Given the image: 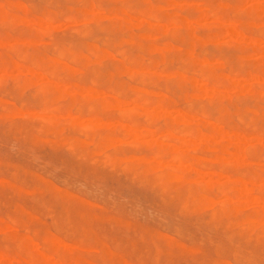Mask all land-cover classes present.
<instances>
[{
  "label": "rangeland",
  "instance_id": "374dc122",
  "mask_svg": "<svg viewBox=\"0 0 264 264\" xmlns=\"http://www.w3.org/2000/svg\"><path fill=\"white\" fill-rule=\"evenodd\" d=\"M144 1L143 0H83V1L82 0H0V32H2L3 35H5L2 38L0 37V54H1L0 56H3V57L7 56V59L9 60L14 55L15 57L13 56L11 59L14 60V58L15 59L18 58L16 62H18L19 64L25 58L24 55L27 52H30V54L27 53L28 56H26L28 59H29V56L31 57L30 59L33 58V60H36L37 58L38 62H40L39 60L43 59L41 60L42 62H40V65L38 64L41 68L35 67L37 63L34 61L36 65H33L32 64L33 62L31 63V61L33 60L31 61L29 60L30 61L29 62L27 58H25L23 61L25 62L26 60V63L23 64L22 62L21 64L23 66L18 67L19 69H17L16 67L15 68L13 67V69L12 68L7 69L3 66H0V80H1L0 81L1 82L0 83V93H1L0 94V100H1L0 107L5 109V110L3 109L0 110V116L2 115L0 117V178H1L0 179V219L1 220L3 219V221L0 220V248H1L0 251H2V253L4 254V257L0 254V264H19V263L20 264H27V263L28 264H74V263L86 264L87 261H88L87 264H94V263L112 264L111 259L115 260L114 264H125V263L129 264V262H131V264H145V263L146 264H149V263L151 264H164L165 263L166 264V262L167 264H203V263L204 264H223L224 260L222 259H225V260L227 259L226 262L224 261L225 262L224 264H227V261L229 260H230L228 262L229 264L230 263L231 264H253L254 260L256 259L257 260L255 262L257 264L258 263L264 264V257H263L264 256V235H261L264 233L262 231L261 225H259V227L258 225H255V226L252 225L250 227L247 225L250 229L243 230L245 229L244 227L245 225L240 220L245 216V212L248 213V212L255 210L253 206L254 204L253 205L250 203L240 204L238 202L240 201V198L238 197H234L231 199H224L221 195L217 194L216 196V193H219V192L216 188H213L211 190L212 193L211 192L206 193L208 201L205 207L204 205L198 206L195 204L191 196H188L187 194L185 195L186 190L184 189L183 191V189H181L182 185L183 187H185V183H180V182L175 183V179L173 178H168L170 182L161 181L160 183H158L160 180L157 179L153 175L154 173L156 174V172L160 170L161 165H165L160 160H158L157 162L155 161L156 160L155 157L153 156L150 157V159L154 161L153 162L154 171H155L154 172L152 170H146L144 168L143 163L133 162L134 164H132L129 161H124V160L122 161L119 158L121 157V155L122 156L129 155L131 153L138 154V155L143 154V153L145 155L151 154L152 149L151 150L149 149L152 148L151 147L152 145L156 147H159L161 145L160 143L155 142V139H161L162 135L169 132V131L168 132L161 131V133L159 132L154 133L156 135H153V134L150 135V133L147 132L146 129L143 128L144 124L146 125L147 122H146V118L142 117L144 116L143 114H141L142 112L143 113L147 112L151 114L153 110L155 109L154 111H157V113L160 115L166 116L171 120L173 119V121L175 120V122L184 123V121L186 120L184 118L183 113L188 112L187 114H189V113L195 112L196 111L195 109H197L199 116L196 111L195 112L196 115L193 118L192 122L196 123L199 121L200 126H202V129H204L203 126L205 125L204 123H203L204 125H202V122L204 120L210 121L211 118H212L211 121L218 120V122L213 121V124L210 126L209 125L207 126L206 124L205 125L206 128L204 129L205 131H207L208 129L210 131V130L216 129L220 125L224 126V124L226 125L227 123H229L233 128H231L230 126L229 128L228 125H226L227 127L225 126L224 128H227L228 130H231V129L237 130L240 133L243 132V134H245L244 139L243 138H242L243 140L241 139L242 143H240V145H243L242 147L245 146L244 148L246 149L255 144L257 147L256 150L260 151V154H258L259 152L256 151V153L253 155V157L257 158V159L254 158L255 161L254 159H251L253 158L252 156L251 158L250 156L248 157V160L250 161V163L247 159L241 158L237 160L238 162H240V165L242 166L241 167L237 166V168L229 167V170H228L229 173L233 171L234 172L231 173L233 175H236L239 172L249 173V167L250 168L251 166L258 167L255 164L258 165L260 163L263 165L261 167L259 166V168L261 169L260 173L263 174V177H264V170H262L264 168V157L262 156L264 154V143L262 144L261 141L253 138L254 137L253 135L256 134V131L257 133L259 131V134H264V131H263L264 130L263 129L264 128L263 126L264 125L263 124L264 123L263 107L264 106L262 105L264 103V87H263L264 75L263 77L261 76L262 78H260L263 83L262 87L260 88H258L260 84L257 83V81L253 83V79H250V78L243 79L241 77L244 75V72L246 70H247L246 72L250 71L252 73L259 72L260 69L256 67L261 66L260 64L261 59H263L264 61V16L253 15L251 12H249L250 10L262 5V1L261 0H242L240 2V0L238 1L237 0H202L201 2V0L200 1L199 0L198 1L197 0H174L175 2H173V0H149V3H148V0H144ZM150 1L153 3L151 4ZM149 4L152 6L151 8L154 9L153 13L155 14L156 11L157 13L154 16L152 15L151 17H149V20L148 18H146L147 20L146 19L145 20L147 21V23L148 22L150 23V26H149V23L148 24L146 23L148 26L146 25L144 26L145 15H143L142 13H144L146 9L145 6L147 8L150 7ZM154 4H156V7ZM218 4L219 6L223 5L222 6L223 8L220 6L221 9H219L220 7L218 6ZM230 6L232 7L230 8ZM228 8H230V10ZM232 8H233V11H232L233 15L231 13ZM50 9L51 11L54 10L53 12L55 11L56 12L51 13ZM74 9L77 10V12L76 11L73 12ZM142 9H143V12H141ZM208 11H210L209 13L211 14H207ZM214 11H217L219 16H214L213 15ZM46 12L47 13L50 12L51 14H54V16L48 17L46 15ZM172 12L175 14H173ZM159 13H161V15H159ZM200 13H202L203 16ZM65 14L66 16L74 15V17L71 18V16H69L68 18H66ZM166 15H170L172 19L174 18L172 16H177L178 18L185 17V25L183 24L179 25L177 22L173 21L172 19L168 20V17ZM156 16L157 17L160 16L158 18L161 19V21L159 19H156L157 18ZM221 16L224 19H222ZM54 17L58 19L55 20ZM130 17H132L131 20L129 19ZM166 17L167 19L165 20ZM230 18L233 19V21H231ZM240 21H242V23ZM230 22L237 23L238 28L243 33H245V37H239L237 35L236 36L229 35L228 33L225 34V32L220 31L221 27L223 30H225L224 29L225 25L232 26ZM152 25L160 26V28L159 26L158 27L156 26L157 31L155 30V34H154V29H152L153 27ZM220 25H223V26H220ZM114 26H118V27L114 28ZM178 26L179 28H177ZM111 27H112V30H111ZM156 27L154 28L156 29ZM213 27H215L217 31ZM86 28L87 30H89L88 32L86 31ZM158 28L160 29V31L158 30ZM75 30L76 31L78 30V32H76ZM166 31H172V32L171 33L169 32L168 34V32ZM173 31L175 32V35H173L174 38L172 36V34L174 33ZM177 31H179L178 32L179 34H177ZM176 34L179 35L180 39L182 37V40L177 38L178 36ZM188 34L190 36L189 38L186 37L188 36ZM191 34H194L196 36L191 35ZM184 36L186 38H183ZM255 37L261 38V39L255 41L253 40V38ZM167 38L168 39L170 38V39L168 40ZM117 39L119 40L120 45L117 43L118 42ZM55 40H56V43L59 42V45L58 43L57 44L55 43ZM93 43L96 44L100 48V51L101 50L103 51V53L101 51L100 55H96L90 49H89L90 53H88V51L86 52L88 48V44L90 45ZM60 44H62L66 48V51L70 50V51L75 52V54H78V55L80 53L87 54L89 56V59H82V57H79L78 55L75 57H72V54L71 56L67 55L64 52L65 48L64 50L59 49ZM164 44H167V46L165 47ZM168 44H170L169 47H168ZM62 45L61 47L63 48ZM231 45H233V47ZM18 46L22 48L23 50L22 49L20 50ZM81 47L83 50L81 49ZM73 48L75 51L73 50ZM121 49H123V51ZM14 50L17 51L18 55L22 52V55L24 56V58L22 55H20L21 57L19 56L20 57L19 58L18 55L16 54V51L14 52L16 55L13 54L12 51ZM34 50L35 51L37 50L36 52H39V53L35 55L36 52H34ZM45 51L46 53H44ZM120 51H122L121 53L123 54H121ZM64 53H65L64 57H60V56H63L62 54ZM187 53L188 54L191 53V55L188 56ZM7 54L8 55L10 54V55L8 56ZM68 54H69V51H68ZM125 55H127L126 58H125ZM47 57L49 58L47 60H44ZM68 57L72 59L70 58L68 59ZM73 59L75 60L72 61ZM48 62H49V65H52V66L54 65L55 67L56 71H54L53 76L52 75L49 76L51 73L48 72L50 69V67L48 66ZM63 62H65L66 64L63 65L64 64ZM87 63L88 64L90 63V64L88 65ZM26 64L28 66H33V68L35 67V70L41 74L38 76H35L34 78H31L32 75L25 68ZM225 64L226 66H224ZM258 64H260V66ZM69 65L70 66L73 65V67L71 66V68L73 69L75 68L76 71L73 69L68 70L69 68L67 69V67H70ZM59 67H61L62 70ZM242 67L243 68L246 67L245 68L246 70L245 69L242 70L241 69ZM211 69H214L215 72L219 71L217 72L218 74L221 73L219 74L220 77L218 76L219 78L217 79L221 80V83L223 84L224 88L220 89L217 85H210V84H206L203 82L205 81L203 80V77H204L203 75H205L206 72ZM59 70L61 71L58 74ZM82 70L83 71L85 70V72L83 73ZM74 71L75 73L78 72V74L77 73L76 74L77 76H79V78L76 76H73V75H76ZM234 71L236 72L239 71L241 74L239 72L236 73ZM88 73L90 76L88 75ZM116 73L117 74L119 73V74L116 75ZM63 74H65L66 76H64ZM137 74H140V75L138 76ZM246 74L247 73H245V75ZM69 75L73 77H70ZM44 76L51 78V80L54 79L55 82L52 83L51 80L46 79ZM68 76L70 79L67 80L66 78L65 80L64 77H68ZM192 77L196 78L193 84L191 82ZM18 78L28 80V84L25 83L26 85H28V87L22 83V87L19 88V89L23 88L24 91L25 90L27 91L24 92L23 90H19L18 83H16V85L18 84L17 87L16 85H14L15 82L14 84H12L13 80L18 79ZM90 79H92L91 83H93L94 85L91 83H87V81L89 82ZM94 79L96 80L94 81ZM97 79L99 81L98 84L96 82ZM113 79L115 82L112 81ZM214 79L215 78H213V80L211 79V82L216 81ZM6 80H7V83H5ZM78 81L81 85H85V86L87 85L95 86L96 85L95 87L99 88L98 96L95 98H90V97L88 98L86 95V92L82 91V89L74 90L73 84L77 83ZM110 81L111 83H109ZM112 82L113 84L114 83L115 84L113 85ZM1 84L5 85L4 88H2L3 86ZM111 84L113 85V87ZM231 84H235V86H237L238 88L233 87ZM257 84H259L258 87L256 86ZM12 85H14V87ZM218 85H221V84H218ZM136 86L142 87L146 90L144 96H145V99L147 100L145 101L147 104H145L144 106L141 105L140 110H138V112H141V113H136L137 116L136 115L134 116V120L136 118V121H138V123L140 124L139 126H141V124L142 126L137 128L138 132L141 135L138 138H133L130 135L132 132L128 126L123 124V126L120 128L119 126H117L115 121H113L114 118L118 120L119 119L118 117L120 116L118 114V111L114 108H110L108 104L110 102H112L113 105L116 104L117 102L115 101V98L113 97L114 95H118L121 99L126 100L125 105H123L124 103H121L120 105V102H121L120 101L117 104V106H119L118 108L122 110L124 109L123 111L126 110L127 112L130 110H134L137 106L131 102L130 103L128 102L131 101L132 98L135 96L134 87ZM13 88H16L15 89L16 91ZM17 89L19 90V94L23 92L22 93L23 95L21 97L20 95L17 94L18 93ZM61 89L63 91H61V94H60L59 91ZM41 91L52 92L53 94L47 93L48 95L47 94L46 95L49 98L55 97L56 99H54V102L58 101V103L55 105L59 106V109L63 108L59 110L60 112L57 111L58 114L55 113V115L57 114L56 121H58V123L56 124L57 125L56 129L59 130V131L56 130L55 133H54V130L50 128L51 126L44 124V122L42 121V119H46L47 117L50 116V114L52 113L51 110L48 108H44V110L42 109L40 112H36L37 110L41 109V102L38 100L40 97L39 96L40 94H42L40 98H42V96L44 95L43 93H41ZM251 91H253L254 93ZM32 93H36V95L38 93L40 94H38V96L33 94L32 96ZM210 93L216 94L219 96V98L217 97L213 98L215 106H213V102H212L213 100L209 96ZM160 95L164 97L166 101H167L166 98L172 95V97H169V99L173 97L175 99L173 98V100H171L173 102L171 103L168 101L170 105L174 103V100L179 99L180 96H181L180 97L181 102H177L178 100H176L175 102L176 105L175 103L173 104L175 105L176 108L173 107V105H171L172 108L170 106L168 107H161L158 105L153 106L152 97L154 98L153 101L155 103L157 102V98ZM186 95H187V98L185 97ZM182 96L184 98H182ZM110 97H111V100H108L110 99ZM192 97H194V100ZM70 98L72 99V102ZM23 99L25 102L22 101ZM60 99H62L64 103ZM183 99H184V102L182 101ZM216 99H218V101ZM78 100H80V102L85 100V102H83L84 104L88 102V105L86 106L87 107L86 110H88L89 108L90 109L93 108V110L95 111L100 109L99 112H97L98 115H100V117H103L105 115L106 116L101 118L100 123L97 120L87 119L88 117L87 118L83 117L77 120V123L75 124L76 126H72L74 125L73 123L70 124V122L68 123L65 122V120L67 121L68 118L71 117V115L80 114L79 113L80 111L78 112L77 109L82 110V108L85 106L84 104L80 105L79 104L80 102H78ZM19 101L23 102V103L22 102L20 103L23 106V109H21L22 106L21 107L19 106L20 105ZM76 101L78 102L77 104H76ZM187 101L188 102L190 101L189 102L190 104ZM216 101H217V104H215ZM219 101L221 104L223 103V105H220ZM12 102H14L15 104H13ZM69 102L71 103L69 106L71 107L70 110L66 109L65 107L67 104L69 105ZM168 102H166V105L168 104ZM195 102L197 103V105H199L200 108H198ZM202 102L204 103V105L202 104ZM39 103L40 105H36ZM231 103L233 105L234 103L236 104L235 109L234 108L232 109L233 105ZM6 104H11V105H9L8 108H4L5 106H7ZM62 104L63 105L66 104V105L64 107L61 106L60 108V105ZM255 104L261 105L259 107V114L262 115V117L258 115V111L256 112V110H258L257 108L258 105L256 106ZM109 105H111V103ZM133 105H135L136 107L133 108L134 107ZM190 105L192 108L190 107ZM219 105L220 107L224 106L225 108L222 107L221 109ZM74 106L75 108L78 107L76 109L77 112L74 111L75 110L73 108ZM203 106H206V107H204L205 110H203L202 112L201 110L203 109ZM210 106H213V108ZM226 106L228 107L230 106V107L228 108ZM248 106H251V107L249 108ZM19 107H20V110H16ZM177 107H179L180 112L175 111ZM239 107H243V110L245 109V112L246 111L248 112L244 113V111H241L242 109L240 108L241 109L240 110ZM182 108L184 110L185 109L187 110L184 111L182 110ZM209 108L211 109V111H209L210 110ZM223 108L226 111L229 110L228 112L230 113H227V112L224 113ZM246 108L248 109L246 110ZM6 109H9L11 111L9 110L7 111ZM71 110L73 111L71 112ZM84 110H85V107H84ZM207 110L209 112H207ZM218 110L219 111L221 110V111L218 113ZM2 111L3 113L1 114ZM95 111H93L92 113H94ZM104 111L105 112L107 111V113L114 112L116 116H112L113 114L112 115L110 114L109 116V114H105ZM204 111H206V114L204 113ZM222 111L224 114L221 113ZM240 111L243 115L246 116V117L244 116L246 120H243V118H240V115H242V114L239 115L238 112ZM250 111H254V114L256 115L257 118H253L254 116L250 118V115L251 116L253 115V113L251 114ZM89 112L87 114L91 113ZM201 112H202V115L200 114ZM81 113L82 114L80 115H83V116L85 115V117L88 116L85 112H81ZM207 114L209 115V117L211 116V118L206 117ZM214 114L217 115L216 116L218 117L217 119L216 118L214 119L215 116L212 117V115ZM220 114L223 115L222 116L223 120L221 119L222 121L219 120ZM226 114H228L231 118L233 115V118H234V119L232 118L233 120H236V118L238 117L237 118L238 121H235V122L233 120L231 121L229 116L226 117ZM137 118H139V120ZM162 118L161 119L157 118L156 119L157 121L155 120V122L152 123L153 127H158V129H165L168 127L172 130L176 129L175 127L177 125H173L172 127V125H170L169 122L168 124L164 120V118L163 119ZM124 119L125 118H122L123 122L130 121V119H127V121L126 120L124 121ZM197 119L199 120L196 121ZM224 119L230 120L231 122L229 121L226 122L224 121ZM161 120H164L163 124H160L162 123ZM255 120L257 121L255 122ZM144 121L145 123H143ZM223 122L225 123L223 124ZM237 122H238V125L237 126L234 125ZM246 122H249L247 123L248 125H246ZM40 123H43V125ZM97 123L99 124V126ZM189 123L190 122L188 121V124ZM256 123L257 125L255 127L256 128V131H255L254 130L255 128L253 126ZM159 124L164 125V126H162L161 128ZM186 124L187 123L185 122V125ZM95 125H97L96 127H98V129L95 128L93 129L94 131L89 130L91 133L87 131L88 133H90L89 134L90 137L87 138V135H88L87 133H84L86 136L84 134L83 135L81 134L84 130V129L82 130V128H85L86 126L92 127ZM147 125L149 127L150 124H147ZM152 125H150L151 128H152ZM240 125H242L244 129ZM39 126H41L42 128ZM26 127L28 128V130H26L27 129ZM59 127L60 128L62 127V128L60 129ZM74 127L76 129V133L74 132L75 131ZM100 127L102 128L101 130H100ZM236 127L238 128L236 129ZM241 127H242L241 129L242 132L241 130H239ZM245 127L247 129H245ZM257 127L263 130L261 129L258 130L259 128ZM72 128L74 130H71ZM36 129H38L39 130L38 132H41L42 134L41 133L38 134V132H36L37 131ZM50 129L51 131H49ZM114 129L118 131V133H116V131L115 133L118 134L119 136L116 137V139L111 143V145H109L110 147L108 145L106 147V144H103V146L101 145V147L96 146V142L101 139V135H103L101 133L104 130L112 131ZM79 130H80V134H79ZM119 130L121 131L120 133H119ZM177 130L178 129L174 131H176V133L179 134V130L178 131ZM51 132L56 138L53 135L51 136L50 134ZM94 133L99 138H95L96 136ZM232 134L233 132L230 131L224 137L216 135L211 138L210 144L214 145L219 140L225 139V138L229 142H234L233 140L234 135ZM23 135H26L27 137L25 136L24 138L21 137ZM44 137H47V138H44ZM84 137H85V140L88 139L86 141L87 143L79 142L80 140L79 138L84 139ZM51 138H55V140H52ZM90 140H92L91 144L88 143L90 142ZM243 141H244V144H243ZM134 143L136 145V148L132 147ZM196 143H199V140H196L193 144H190L187 146L178 144L175 146V149L178 151H186V152L192 153L195 151L194 149L197 146ZM93 144H94V147H93ZM131 144L132 146H129ZM81 145L82 147H80ZM137 145H138V148H137ZM146 145L148 146L149 149H147ZM259 145L262 147L261 149L259 148L260 150L258 149V147H260ZM78 146L80 147V149L78 148ZM84 146L86 148H84ZM88 146L89 147L91 146L89 150H88L89 148ZM73 147L76 149L77 154H75L76 152L72 153L74 149ZM108 148H110V150ZM71 149H72V152H71ZM111 149L113 152L111 151ZM117 150L118 151L121 150V151L118 152ZM85 151L88 153L87 154L89 155L88 157ZM105 152L106 153L108 152V155H110V157H113L116 154H118L117 156H115L117 157V159L116 160L109 159L108 156H105L106 155ZM200 152H202L203 155L209 153V152L206 153V151H203V150ZM200 152L197 151L198 154H200ZM83 154L86 155V158L85 156L80 157ZM256 154L262 158H260ZM91 156H94V157H91ZM210 158H212V156H210ZM258 158H260V161ZM231 159L233 158L230 156L229 157L224 156V162H229V160ZM91 161L92 163H90ZM93 162H96V164ZM126 164L128 165V167ZM174 164L175 166L172 167V172L176 175L183 174V171L186 168H184V166H179L180 163L178 162ZM206 164H209V163H206ZM218 164L219 163H216L215 165V163H213L212 161V165L214 168L215 167L217 168ZM207 169H208L207 167H203L202 171L207 172L208 171ZM230 169L232 170L230 171ZM11 171H14V172L11 173ZM12 174H13V177L11 178ZM147 175H150L149 176L150 178ZM2 177L5 178L4 181ZM9 178H11L10 181H9ZM31 178L32 179L34 178L32 180L33 182L30 180ZM6 179H8V181ZM228 180L229 179L224 176H217L213 183V182L208 181V178L206 177V175L204 176L202 175V176H198L196 181H194V185L199 188L203 187L206 184H208L209 186L211 185L214 186V185L226 183V181ZM144 182L146 184H144ZM167 183L169 185L171 184L168 187H171L173 189L172 193H170L171 190L169 191L168 188L165 189L166 191L157 189L160 187L161 189H164V187L168 185ZM55 185H58L57 186L58 188L55 187ZM153 185L156 186V189L155 187H153ZM261 186H262V182L260 180H256L252 185L248 184L240 188L239 189L241 192L240 197L242 196L253 197L254 195L257 194L255 190L259 189V187ZM178 187H181V188L178 190ZM21 188H25V189L23 190ZM176 189L180 191L181 193L183 192L182 194L177 192L180 195V197L175 192ZM64 191L66 192V194ZM159 191L162 193L160 194ZM163 192H164V195H163ZM173 192L175 194L174 195L175 197L171 196ZM75 193L77 195H74ZM167 193L168 195L172 197V198L170 197L171 199L168 197V195H166ZM58 194L59 196L60 194H62L59 197V199H58ZM176 195L177 197H179V199H177ZM39 196H43L41 197L43 202L47 198L48 200L46 199L45 203L46 204L51 203L50 206L52 207H50V209L53 208V210H50L47 207V205L45 206V203H40L42 202V200ZM165 198L169 199V205ZM71 199L74 201L72 202L74 204L71 203L70 205L69 203L72 201ZM87 199H88V202L86 201ZM181 199L184 201L185 200L187 201L185 202L186 204L188 203V206L184 203H183L184 205H182L183 207L186 206V208L180 207L182 204ZM58 200H60L62 203L59 202ZM54 201L55 202L58 201L60 205L58 202H57L58 205H55V206L52 205ZM192 201L194 202L195 205L193 204ZM55 202L54 204H57ZM92 202L94 203L92 204ZM216 207L223 208L224 210H228V211L219 210L215 214L214 210L216 209ZM192 208H195V209L193 210ZM27 210H29V212ZM32 210L35 212H33ZM19 212L21 216L19 215ZM210 212L211 213L214 212L213 215L215 214L216 217L211 214L209 215ZM16 214L18 216H15ZM30 214H31V217H30ZM35 214H37L36 215L37 217L34 216ZM65 214L67 215L65 216L67 218H65L64 216H61ZM8 215L10 216L11 219L9 218ZM209 216L214 217L213 218L214 221H212L211 219L212 217L209 219ZM51 217H53L54 219H52ZM64 218L65 219L71 218V220H73L71 221L72 225L70 221L65 220ZM227 218H229L231 221L228 222L229 221L228 219L226 222ZM215 219L216 221L219 220V222L220 220L223 219L222 221L223 224L221 223V225L223 226L221 225L219 226L218 223H216ZM19 221H20L19 223L20 225H18V223L14 224ZM21 221H22V224H21ZM80 221L81 223L83 222L87 230L85 229V227L82 230V226L84 225L81 224ZM40 222H43V223L40 224ZM66 222H69V226H71V228H68V226L66 225ZM97 223L101 224V226ZM213 223H216L217 226ZM226 223L230 225L227 224L228 226L227 227L225 226ZM80 224H81V227H80ZM116 224H117V227H116ZM127 224L129 226H127ZM41 225L43 228H41ZM75 225H77V227ZM111 225L112 227H114L113 229L111 228ZM175 225L177 226L175 227ZM14 226H16L17 228ZM32 227H34L35 229H37L38 227L39 228L34 231ZM174 227L175 228L178 227L180 229H176L174 231L175 229ZM225 227L227 229L229 228L228 230L225 229L226 232L230 230L229 235L226 232H225L226 234L224 233L223 230ZM30 228L32 230H30ZM79 228H80V231H79ZM128 228L130 229L128 230ZM133 228H135L136 232L134 231ZM234 229L235 230L239 229L238 233L242 230L243 232L241 231L242 233L241 232L239 233L242 236H239L238 233H236L237 230L233 231ZM32 231L36 233L38 231L39 237L38 235H36V233H33ZM104 231L106 234H104ZM176 231L179 234L176 233ZM257 231H258V234L260 235L259 237H258V234L257 236L255 235V232L257 233ZM44 232H46V234L45 236L43 234V236L45 238L48 235L47 236L48 240H46V238L45 239L40 238V236L42 235L41 233H44ZM67 232L70 234L71 236L70 238ZM77 233H80V234H77ZM124 233H127V234H124ZM139 233L141 234L138 235ZM234 233L236 235H234ZM201 234L202 235L204 234V239L201 238L202 236ZM208 234H209V238H207ZM104 235H106V237H103ZM141 235L143 236L144 241L141 239L142 238L140 237ZM227 235L229 236L228 238L225 237ZM231 235L233 236V238H231L232 237ZM246 235H247V238H248V235L249 236L251 235L252 239L250 240L248 238L250 240V243H249V240L246 239ZM168 236L172 238V240L169 239ZM252 236L254 237L256 236L255 239ZM22 237H23V240L20 239ZM49 237L50 238L53 237L54 242L49 240ZM76 238L78 239L77 241H75ZM80 238L82 239L79 240ZM167 238L169 240H167ZM238 238L240 239V242H241L240 245L243 247L242 249L243 252L240 250L238 251V248H235L236 246L238 247V244H237ZM258 238L260 239L261 242L259 241ZM26 239H28L29 241V243L27 242L28 244H26L27 247H25L24 246L25 244L23 243V241L25 242ZM20 240L23 246H21L22 244L16 245V242L17 244L18 242L21 243ZM44 240L46 241L44 242ZM86 240L87 241L89 240L90 243L88 242L84 243V241ZM108 240L110 241V243ZM119 240L120 242L116 243ZM152 240H156V243L158 244V246H156V244H154L155 241H152ZM166 240L169 242H167ZM200 240L202 241L204 240V242H200ZM232 240L234 243H232ZM244 240L247 243H245ZM193 241L195 244L191 243ZM111 242L114 244L111 245L112 244ZM48 243L49 244L51 243V244L47 245ZM72 243H75V244H72ZM215 243H219L216 245H220L221 247H224V249L219 248L220 246H216ZM10 244L13 246L15 245V247L12 248L13 246H11ZM62 244H64L63 247H62ZM44 245L45 247H43ZM70 245H72V247ZM89 245H92V246H89ZM240 245H239V249H240ZM18 246H21V248H19L21 251L18 250L17 248ZM47 246L49 247V249L47 248ZM73 246L75 247V249L78 250V252L81 251L80 253L81 255L75 249H73L74 248ZM113 246H114V249H113ZM105 247L110 248V250H112L113 253L109 251V249L107 251L108 253H106L104 249H107V248ZM216 247H217V250H215ZM64 248L67 251H69V253L65 252V250L61 251ZM94 248H97V249L94 250ZM157 248H159L158 252H157ZM191 248L194 250H192ZM248 248L252 249V250L250 249L249 253H248V250H249ZM55 249H57L58 251H56ZM221 249L223 251L225 250L226 253L223 252L221 254ZM235 249H237L235 251L237 252L236 254L234 252ZM179 250L181 251L179 252ZM40 251H43L44 253L40 255L39 254ZM82 251L85 254H83ZM85 251H88V252H85ZM219 251L220 253H218ZM57 252H60L61 256L63 254V257L67 255L69 259L67 260V258L65 259L62 257V259L54 261L53 256L55 254L57 255ZM100 252L105 253V256L107 254L108 257L106 258L105 256L100 255L101 254ZM239 252L240 253L242 252L241 255ZM72 253H73L74 258L72 257ZM125 253L130 254V258L128 255H125ZM180 253L182 255H180ZM205 253H207V255ZM146 254H148V256ZM238 254L241 256L240 259L244 261L242 260L240 261V259H238L239 258ZM242 254H244L243 257L246 259H247V255L250 256V254H254V256L253 255L252 256L253 258L255 257L256 259L251 258L252 257L251 256L248 258V261H247L246 259L242 258ZM27 255L29 257L31 256L40 257L41 261L44 263H38L37 261L33 263L31 261L30 262L25 261V259L23 260V257L28 258ZM233 255H236V256L238 255V257L234 258ZM256 255L259 256V259L257 258ZM75 257L78 262L74 261ZM18 258H20V261L22 262L18 261ZM88 258L91 261H95V262L90 261L89 263V260H87ZM99 258H102V262ZM105 258L107 262L108 260L110 262L106 263ZM122 258H123V261H122ZM169 258L171 260L173 259L172 260L173 263L169 261L170 260ZM152 259H154V261ZM97 260H99L100 263H98L99 261L97 262ZM167 260L169 261V263ZM83 261H85V263H82Z\"/></svg>",
  "mask_w": 264,
  "mask_h": 264
},
{
  "label": "bare ground",
  "instance_id": "6f19581e",
  "mask_svg": "<svg viewBox=\"0 0 264 264\" xmlns=\"http://www.w3.org/2000/svg\"><path fill=\"white\" fill-rule=\"evenodd\" d=\"M83 1V0H82ZM144 1V0H143ZM198 1V0H197ZM200 1V0H199ZM238 1V0H237ZM242 0H240V2H241ZM262 1V5H260V6H258V7H256V8H254V9H252V10H250L249 12H251L253 15H257V16H264V0H261ZM145 2V1H144ZM173 2H175L174 0H173ZM201 2H202V0H201ZM148 3H149V0H148ZM150 3L152 4L153 2H151L150 1ZM204 3V2H203ZM219 3V2H218ZM228 3V2H227ZM230 3V2H229ZM147 4V3H146ZM194 4V3H193ZM200 4V3H199ZM202 4V3H201ZM220 4V3H219ZM219 4H218V6H219ZM155 5V7H156V4H154ZM196 5V4H195ZM230 5V4H229ZM145 6V5H144ZM149 8H147L146 6H145V11H144V13H142L143 15H145V17H144V26L146 25V26H148L147 24L149 23H147V19L146 18H148V20H149V17H151L152 15L154 16L156 13H157V11H156V13L154 14L153 12H154V9L153 8H151L152 6L149 4ZM185 6V5H184ZM188 6H190V5H188ZM192 6V5H191ZM204 6V5H203ZM217 6V7H218ZM221 6V5H220ZM219 6V7H220ZM223 6V5H222ZM221 6V7H222ZM197 7V6H196ZM218 7V8H219ZM221 7L219 8V9H221ZM228 7V6H227ZM232 6H230V8H231ZM234 7V6H233ZM207 8V7H206ZM223 8V7H222ZM230 8H228L229 10H230ZM144 9V8H143ZM143 9H142V11L141 12H143ZM178 9V8H177ZM194 9H195V7H194ZM218 9V10H219ZM47 10H48V8H47ZM139 10V9H138ZM208 10V9H207ZM217 10V11H218ZM44 11V10H43ZM50 11H51V9H50ZM54 11V10H53ZM53 11H51V13L53 12ZM73 11V10H72ZM77 12V10H75L74 9V11L73 12ZM176 11V10H175ZM184 11V10H183ZM203 11V10H202ZM217 11H214V13H213V15L214 16H219L218 15V13H217ZM232 11H233V8L231 9V13H232ZM56 12V11H55ZM55 12H53V13H55ZM140 12V11H139ZM140 12V13H141ZM174 12V11H173ZM172 12V13H173ZM205 12V11H204ZM207 12V11H206ZM210 11H208V13L207 14H211V13H209ZM219 12V11H218ZM44 13V12H43ZM50 12L49 13H47L46 12V15L48 16V17H53L54 16V14H51ZM171 13V14H172ZM77 14V13H76ZM139 14V13H138ZM148 16H147V15ZM173 14H175V13H173ZM172 14V15H173ZM183 14V13H182ZM200 14H202V13H200ZM44 15V14H43ZM142 15V16H143ZM159 15H161V13H159ZM232 15H233V13H232ZM36 16H37V14H36ZM65 16H66V14H65ZM69 16H71V18H73L74 17V15L72 16V15H69ZM68 15L66 16V18H68L69 17ZM167 17H168V20L169 19H172L171 18V16L170 15H166ZM202 16H203V14H202ZM157 17V16H156ZM158 17H160V16H158ZM156 18V19H159V18ZM167 17L165 18V20L167 19ZM172 17H174L172 20L173 21H175V22H177L179 25H181V24H183V25H185V17H181V18H178L177 16H172ZM222 17V16H221ZM55 18V17H54ZM131 18L132 17H130L129 19L131 20ZM163 18V17H162ZM233 18V17H232ZM249 18V17H248ZM56 19H58V18H55V20ZM146 19V20H145ZM222 19H224L223 17H222ZM227 19V18H226ZM231 19V18H230ZM160 21H161V19H159ZM172 20H170V21H172ZM243 20V19H242ZM247 20V19H246ZM146 21V22H145ZM218 21V20H217ZM231 21H233V19H231ZM244 21V20H243ZM120 22H121V20H120ZM129 22V21H128ZM241 23H242V21H240ZM147 23V24H146ZM117 24V23H116ZM129 24V23H128ZM230 24L232 25V26H224V29L225 30H223L222 29V27H221V32H225V34L226 33H228L229 35H237V36H239V37H245V33H243L239 28H238V24L237 23H235V22H230ZM161 25V24H160ZM149 26H150V23H149ZM153 26V25H152ZM159 26V25H154L153 27H152V29H154V34H155V30L157 31V27ZM211 26V25H210ZM218 26V25H217ZM220 26H223V25H220ZM116 27H118V26H114V28H116ZM127 27V26H126ZM129 27H131V26H129ZM154 27H156V29L154 28ZM226 27H228V28H226ZM230 27V28H229ZM120 28V27H119ZM144 28V27H143ZM148 28H150V27H148ZM159 28H160V26H159ZM158 28V30L160 31V29ZM177 28H179V26L177 27ZM214 29H215V27H213ZM253 28V27H252ZM251 28V29H252ZM181 29V28H180ZM111 30H112V27H111ZM183 30V29H182ZM216 30V29H215ZM76 31V30H75ZM86 31L88 32L89 30H87V28H86ZM158 31V32H159ZM181 31V30H180ZM217 31V30H216ZM76 32H78V30L76 31ZM110 32V31H109ZM112 32V31H111ZM153 32V31H152ZM157 32V33H158ZM166 32H168V34H169V32L171 33L172 31H166ZM174 32V31H173ZM179 31H177V34H179L178 33ZM220 32V33H221ZM29 33H31V32H29ZM33 33H34V31H33ZM33 33H31V34H33ZM36 33V32H35ZM86 33V32H85ZM30 34V35H31ZM176 34V35H177ZM219 34V33H218ZM227 34V35H228ZM161 35H162V33H161ZM166 35H167V33H166ZM173 35H175V32L172 34V36ZM191 35H194V34H191ZM201 35V34H200ZM222 35H223V33H222ZM5 35H3L2 34V32H0V37L2 38V37H4ZM9 36V35H8ZM8 36H6V37H8ZM10 36H11V34H10ZM178 37L177 38H179V35H177ZM194 36H196V35H194ZM107 37V36H106ZM176 37V36H175ZM186 37H190L189 36V34H188V36H186ZM185 36L183 37V38H186ZM15 38H17V37H15ZM173 38H174V36H173ZM212 38V37H211ZM168 39V38H167ZM170 39V38H169ZM168 39V40H169ZM180 39V38H179ZM261 38H257V37H255V38H253V40H255V41H257V40H260ZM263 39V38H262ZM118 40V39H117ZM180 40H182V37H181V39ZM190 40H192V39H190ZM213 40V39H212ZM16 41V40H15ZM101 41V40H100ZM103 41V40H102ZM105 41V40H104ZM194 41V40H193ZM262 41V40H261ZM167 42V41H166ZM170 42H172V41H170ZM198 42H200V41H198ZM202 42V41H201ZM55 43H56V40H55ZM58 43V45H59V42H57ZM56 43V44H57ZM61 43V42H60ZM86 43V42H85ZM118 44H119V40H118V42H117ZM116 43V44H117ZM129 43H131V42H129ZM169 43V42H168ZM55 44V45H56ZM87 44V43H86ZM101 44H102V42H101ZM100 44V45H101ZM54 45V46H55ZM61 45L62 44H60V46H59V49H63L64 50V46H63V48L61 47ZM78 45V44H77ZM76 45V46H77ZM120 45V44H119ZM122 45V44H121ZM165 45V47L167 46V44H164ZM183 45V44H182ZM79 46V45H78ZM170 46V44H168V47ZM232 47H233V45H231ZM19 47V46H18ZM61 47V48H60ZM74 47V46H73ZM80 47V46H79ZM79 47H77V48H79ZM124 47V46H123ZM20 48V47H19ZM56 48V47H55ZM72 48V47H71ZM87 48V47H86ZM85 48V49H86ZM102 48V47H101ZM116 48V47H115ZM122 48V47H121ZM192 48H194V47H192ZM10 49V48H9ZM8 49V50H9ZM22 48H20V50H21ZM76 49V48H75ZM81 49H82V47H81ZM89 49L93 52V53H95L96 55H100L101 54V51H100V48L96 45V44H88V48H87V50H86V52L88 51V53H90L89 52ZM146 49V48H145ZM166 49H168V48H166ZM165 49V50H166ZM8 50H6V51H8ZM19 50V51H20ZM23 50V49H22ZM55 50V49H54ZM62 50V51H63ZM73 50H74V48H73ZM83 50V49H82ZM122 51H123V49H121ZM126 50V49H125ZM148 50V49H147ZM16 50H14V51H12V53L13 54H15L14 52H15ZM18 51V52H19ZM30 51V50H29ZM37 51V50H36ZM35 50H34V52H36ZM38 51H40V50H38ZM68 51H69V54H68ZM75 51V50H74ZM122 51H120V53L122 52ZM163 51V50H162ZM21 52V51H20ZM19 52V53H20ZM24 52V51H23ZM58 52V51H57ZM64 52L67 54V55H69V56H71V54H72V57H75V56H77L78 54H75V52H73V51H70V50H67L66 51V48H65V50H64ZM84 52V51H83ZM170 52V51H169ZM199 52V51H198ZM246 52V51H245ZM26 53V52H25ZM27 53H29L30 54V52H27ZM27 53L24 55L25 56V58H27L26 56H28L27 55ZM37 53H39V52H36L35 53V55L37 54ZM44 53H46V51L44 52ZM65 53L64 54H62L63 56H60V57H64V55H65ZM102 53H103V51H102ZM104 53H105V51H104ZM127 53V52H126ZM129 53V52H128ZM12 54V55H13ZM16 54L18 55V53H17V51H16ZM15 54V55H16ZM42 54V53H41ZM53 54V53H52ZM57 54V53H56ZM59 54V53H58ZM121 54H123V53H121ZM131 54V53H130ZM129 54V55H130ZM188 54V53H187ZM235 54V53H234ZM248 54V53H247ZM1 55V54H0ZM8 55V54H7ZM10 55V54H9ZM8 55V56H9ZM20 55H22V52L18 55V57L20 56ZM47 55V54H46ZM50 55V54H49ZM48 55V56H49ZM92 55V54H91ZM134 55V54H133ZM191 55V53H189L188 54V56H190ZM14 56V55H13ZM12 56V57H13ZM23 56V55H22ZM24 56H23V58H24ZM51 56V55H50ZM53 56V55H52ZM58 56V55H57ZM79 57H82V59H89V56L87 55V54H84V53H80L79 55H78ZM126 56L127 55H125V58H126ZM137 56H139V55H137ZM240 56V55H239ZM11 57V58H12ZM15 57V56H14ZM21 57V56H20ZM19 57V58H20ZM39 57V56H38ZM42 57H43V55H42ZM129 57V56H128ZM10 58V59H11ZM17 58V57H16ZM24 58V59H25ZM31 57L29 56V59L27 58V60L29 61H31V60H33V58L32 59H30ZM34 58H36V57H34ZM49 57H47L46 59H44V60H47ZM51 58V57H50ZM70 57H68V59H69ZM91 58H92V56H91ZM124 58V57H123ZM124 58V59H125ZM144 58V57H143ZM8 60L7 59V56L6 57H3V56H0V66H3V67H5V68H12L13 69V67L15 68H17V69H19L18 67H20V66H23L21 63L24 61V59H23V61L22 62H20V64L18 63V62H16V60L18 59H15L14 58V60L13 59H11V60ZM40 59V58H39ZM52 59V58H51ZM70 59H72V58H70ZM146 59V58H145ZM151 59V58H150ZM221 59V58H220ZM21 60V59H20ZM36 60H37V58H36ZM36 60H33V61H31V63L33 64V65H36V63H37V65L35 66V67H40L39 65H40V62H42L41 60H43V59H41V60H39L40 62H38V60L36 61ZM66 60V59H65ZM75 59H73L72 61H74ZM77 60V59H76ZM130 60V59H129ZM244 60V59H243ZM29 61V62H30ZM36 63H35V62ZM132 61V60H131ZM221 61V60H220ZM28 62V63H29ZM49 62H50V60H49ZM49 62H48V66L50 67V69H49V71L48 72H50L51 74L49 75V76H53V73H54V71H56L55 70V67H54V65L52 66V65H49ZM55 62V61H54ZM67 62V61H66ZM70 62V61H69ZM157 62V61H156ZM243 62V61H242ZM24 63H26V60H25V62H23V64ZM35 63V64H34ZM53 63V62H52ZM64 64L63 65H65L66 63L65 62H63ZM132 63V62H131ZM152 63V62H151ZM229 63V62H228ZM227 63V64H228ZM10 64V65H9ZM39 64V65H38ZM88 64V63H87ZM90 64V63H89ZM88 64V65H89ZM153 64V63H152ZM251 64H253V63H251ZM260 64H261V66H260ZM260 64H258L260 67H256V68H259L260 69V71H259V69H258V71L259 72H256V73H252V72H246L247 70L245 69V68H241L242 70L243 69H245L246 71L244 72V75H243V73H242V75L243 76H241L243 79L244 78H250V79H253V83H255L256 81H257V83H259V84H257L256 86L258 87V85H259V87L258 88H260V87H262V81H261V79L260 78H262L263 77V75H264V61H263V59H261V63ZM56 65V64H55ZM146 65V64H145ZM155 65V64H154ZM222 65V64H221ZM70 66V65H69ZM72 67H73V65H71ZM71 66L70 67H67V69L68 70H70V69H73V68H71ZM150 66V65H149ZM153 66V65H152ZM224 66H226V64L224 65ZM228 66V65H227ZM255 66V65H254ZM257 66V65H256ZM35 67L33 68V66H28L27 64L25 65V68H26V70L32 75L31 76V78H34L35 76H38V75H40L41 73H39L38 71H36L35 70ZM65 67V66H64ZM86 67V66H85ZM145 67V66H144ZM22 68V67H21ZM41 68V67H40ZM61 70H62V68L61 67H59ZM126 68H127V66H126ZM250 68H252V67H250ZM65 69V68H64ZM84 69H86V68H84ZM158 69V68H157ZM241 69H239V70H241ZM38 70H40V69H38ZM61 70H59L58 71V74H59V72L61 71ZM67 70V71H68ZM73 70H75V68L73 69ZM122 70V69H121ZM220 70V69H219ZM257 70V69H256ZM76 71V70H75ZM75 71H74V73H75ZM83 71V70H82ZM119 71V70H118ZM152 71V70H151ZM158 71V70H157ZM47 72V73H48ZM66 72V71H65ZM85 72V70L83 71V73ZM120 72V71H119ZM156 72V71H155ZM154 72V73H155ZM217 72H219V71H217ZM217 72H215L214 71V69H211V70H208L207 72H206V74L205 75H203L204 77H203V80H205V81H203L204 83H206V84H210V85H217L220 89L221 88H224V86H223V84L221 83V80L219 79H217V78H219L220 76H219V74H221V73H217ZM234 72H236V71H234ZM239 72V71H238ZM238 72H236V73H238ZM63 73V72H62ZM77 74H78V72H76ZM75 73V74H76ZM79 73H81V72H79ZM82 73V74H83ZM93 73V72H92ZM95 73H96V71H95ZM173 73V72H172ZM201 73V72H200ZM226 73V72H225ZM240 73V72H239ZM245 73H247L246 75H245ZM77 74L76 75H73V76H76V77H78L79 78V76H77ZM91 74V73H90ZM119 74V73H118ZM117 73H116V75H118ZM121 74V73H120ZM141 74V73H140ZM140 74H137L138 76L140 75ZM241 74V73H240ZM43 75H44V73H43ZM57 75V74H56ZM62 75V74H61ZM64 76H66L65 74H63ZM81 75V74H80ZM88 75H89V73H88ZM42 76V75H41ZM48 76V75H47ZM47 76H44L46 79H48V80H51V78H48ZM70 77H73V76H71V75H69ZM69 76L68 77H64V79L66 80V78H67V80L68 79H70L69 78ZM90 76V75H89ZM88 76V77H89ZM112 76H113V74H112ZM115 76V75H114ZM144 76V75H143ZM219 76V77H218ZM225 76V75H224ZM262 76V77H261ZM63 77V76H62ZM83 77V76H82ZM142 77V76H141ZM78 78H77V80H78ZM114 78V77H113ZM213 78H215L214 80H216V81H214V82H211V79L213 80ZM222 78V77H221ZM53 79V78H52ZM74 79V78H73ZM76 79V78H75ZM140 79V78H139ZM144 79V78H143ZM195 77H192L191 78V82H192V84L194 83V81H195ZM199 79V78H198ZM8 80V79H7ZM7 80H6V82L5 83H7ZM13 80V79H12ZM15 80V81H14ZM13 80V83L12 84H14V82H15V84L14 85H16V83H18L17 85L19 86L18 87V89L19 88H21L22 87V83L23 84H25V83H27L28 84V80H24V79H22V78H18V79H14ZM91 80L92 79H90V81L88 82L87 81V83H91ZM96 79H94V81H95ZM111 80V79H110ZM1 81V80H0ZM113 82H115L114 81V79L112 80ZM218 81V82H217ZM12 82V81H11ZM51 82L53 83V82H55V80L53 79V80H51ZM56 82H57V80H56ZM67 82V81H66ZM82 82V81H81ZM97 84H98V79H97ZM113 82H112V84H113ZM120 82H121V80H120ZM160 82V81H159ZM210 82V83H209ZM1 83V82H0ZM63 83V82H62ZM72 83V82H71ZM109 83H111V81L109 82ZM142 83V82H141ZM173 83V82H172ZM9 84V83H8ZM21 84V85H20ZM65 84V83H64ZM86 84V83H85ZM91 84H93V83H91ZM111 84V85H112ZM115 84V83H114ZM113 84V85H114ZM131 84V83H130ZM136 84V83H135ZM143 84V83H142ZM191 84V85H192ZM218 84H221V85H218ZM2 86V88H4V86L5 85H3V84H1ZM10 85V84H9ZM14 85H12L13 87H14ZM17 85H16V87H17ZM67 85V84H66ZM94 85V84H93ZM93 85H87V86H85V85H81L80 83H79V81L77 82V83H74L73 84V86H74V90H79V89H82V91H84V92H86V95H87V97L89 98H95V97H97L98 96V91H99V88H97V87H95V86H93ZM113 85H112V87H113ZM118 85V84H117ZM137 85V84H136ZM160 85V84H159ZM233 87H237V86H235V84H231ZM25 86H27L28 87V85H26L25 84ZM127 86H128V84H127ZM190 86V85H189ZM8 87V86H7ZM70 87V86H69ZM112 87H111V89H112ZM115 87V86H114ZM126 87V86H125ZM263 87H264V85H263ZM117 88V87H116ZM119 88V87H118ZM238 88V87H237ZM252 88V87H251ZM250 88V89H251ZM14 90L16 89V88H13ZM12 89V90H13ZM17 89V94L18 95H20V97L23 95L22 93L21 94H19V90H23L24 91V89L22 88V89H19L18 90ZM118 90V89H117ZM16 91V90H15ZM25 91H27V90H25ZM24 91V92H25ZM61 91H63L62 89L59 91L60 92V94H61ZM129 91H130V89H129ZM134 91H135V96L132 98V100L131 101H129L128 103H133V104H135V105H133L134 107L133 108H135L134 110H130V111H123L122 109H120V108H118L119 106H117V104L120 102V105H121V103H124L123 105H125L126 103V100H124V99H121L118 95H114V97L113 98H115V101L117 102L116 104H112V102H110L111 103V105H109L108 104V106L110 107V108H114V109H116L117 111H118V114H119V116L120 117H118L119 119L117 120V119H115L114 118V120L113 121H115V123L117 124V126H119L120 128L123 126V124H125L126 126H128L129 127V129L131 130V136L133 137V138H138L141 134L138 132V127H141L142 126V124H141V126H139L140 124L138 123V121H136V118H135V120H134V116L136 115V113H141V112H138V110H140V106L141 105H145V104H147L145 101H147L146 99H145V92H146V90L144 89V88H142V87H139V86H136V87H134ZM171 91V90H170ZM254 91V90H253ZM253 91H251V92H253ZM2 92V91H1ZM5 92H7V91H5ZM21 92V91H20ZM115 92H116V90H115ZM120 92H121V90H120ZM41 93H43L44 95L42 96V98H40L41 97V95L42 94H40V93H38V94H40L39 96V101L41 102V109L40 110H35L36 112H40L42 109L44 110V108H48V109H50L51 110V114H50V116L49 117H47L46 119H42V121L44 122V124H46V125H48V126H51L50 128H52L53 130H54V133H55V131L56 130H58V129H56V124L58 123V121H56V118H57V111H59V110H61V109H63V108H61V106H65V105H60V108L61 109H59V106H57V105H55V104H57L58 103V101H55L54 102V99H56L55 97H48L47 95V93H52V92H49V91H41ZM76 93V92H75ZM254 93V92H253ZM257 93H258V91H257ZM1 94V93H0ZM3 94H4V92H3ZM33 94H35L36 95V93H32V96H33ZM38 94L36 95V96H38ZM47 94V95H46ZM53 94V93H52ZM64 94V93H63ZM34 95V96H35ZM65 95V94H64ZM121 95H123V94H121ZM125 95V94H124ZM3 96V95H2ZM60 96V95H59ZM167 96V95H166ZM209 96H210V98H212V100H210V101H212L213 102V106H215L214 105V97H217V98H219V96L218 95H216V94H209ZM19 97V96H18ZM66 97V96H65ZM74 97V96H73ZM87 97H86V99H87ZM127 97V96H126ZM169 97H172V95L171 96H169ZM169 97H167L166 99H167V101L165 100V98L164 97H162L161 95L157 98V102H155L154 103V98L152 97V104H153V106L154 105H158V106H161V107H168V106H170L171 107V105H173L175 102H176V100H178L177 102H181L180 101V97H179V99H176V100H174V103H172L171 105L169 104V102L171 103V102H173V101H171V100H173V98H170L169 99ZM186 98H187V95L185 96ZM182 98H184L183 96H182ZM193 98V100H194V97H192ZM259 98V97H258ZM62 99H63V97H62ZM62 99H60L62 102H63V100ZM151 99V98H150ZM155 99H156V97H155ZM175 99V98H174ZM70 100H71V102H72V99L70 98ZM108 100H111V97H110V99H108ZM123 100V101H122ZM187 100V99H186ZM189 100V99H188ZM217 101H218V99H216ZM220 100V99H219ZM1 101V100H0ZM6 101V100H5ZM4 101V102H5ZM7 101H8V99H7ZM13 101V100H12ZM23 102H25L24 101V99L22 100ZM21 101V102H22ZM115 101H113V102H115ZM169 101V102H168ZM183 102H184V99L182 100ZM217 101H216V103L215 104H217ZM20 101H19V104L21 103ZM22 102V103H23ZM38 102V101H37ZM78 102H80V100H78ZM77 101H76V104L78 103ZM83 102H85V100H83L82 102H80L79 104L80 105H82V104H84ZM90 102V101H89ZM166 102H168V104L166 105ZM188 102V101H187ZM190 102V101H189ZM188 102V103H189ZM9 103V102H8ZM13 104H15L14 102H12ZM61 103V102H60ZM64 103V102H63ZM74 103V102H73ZM127 103V104H128ZM196 103V102H195ZM194 103V104H195ZM211 103V102H210ZM219 103H220V101H219ZM229 103H230V101H229ZM26 104V103H25ZM25 104H23V105H25ZM70 102H69V105L67 104L65 107H66V109H69L70 110V108L71 107H69L70 106ZM75 104V103H74ZM73 104V105H74ZM78 104V105H79ZM149 104V103H148ZM190 104V103H189ZM202 104L204 105V103L202 102ZM232 104V103H231ZM7 106H5L4 108H8V106L9 105H11V104H6ZM36 105H40V103L39 104H36ZM85 105V106H84ZM83 106L85 107V110H84V107L82 108V110L81 109H77V108H75V106L73 107L75 110V112H77V110H78V112L80 113V114H82L81 112H85L86 114L92 109L93 110V108H89L88 110H86L87 109V105H88V102H86L85 104H84ZM175 105H176V103H175ZM175 105H173V107H175ZM180 105V104H179ZM196 105H197V103H196ZM206 105V104H205ZM208 105H210V104H208ZM220 105H223V103L221 104L220 103ZM220 105H219V107H220ZM233 105V104H232ZM235 103H234V105H233V107H232V109L234 108L235 109ZM253 105V104H252ZM256 105V104H255ZM258 105V110H256V112L258 111V115H260L259 114V107L261 106L260 104H257ZM256 105V106H257ZM263 106H264V103L262 104ZM20 107L22 106L21 104L19 105ZM68 106V107H67ZM198 106V108H200L199 107V105H197ZM201 106V105H200ZM213 106H210V107H212L213 108ZM224 106H225V104H224ZM224 106H222V107H224ZM20 107L19 108H17L16 110H20ZM37 107V106H36ZM81 107V106H80ZM89 107V106H88ZM190 107H191V105H190ZM189 107V108H190ZM202 107V106H201ZM204 107H206V106H203V109L201 110L202 112H203V110H205V108ZM218 107V106H217ZM222 107H220L221 109H222ZM226 107H228V106H226ZM230 107V106H229ZM228 107V108H229ZM238 107V106H237ZM236 107V108H237ZM249 108L251 107V106H248ZM25 108V107H24ZM35 108V107H34ZM72 108V109H73ZM142 108V107H141ZM172 108V107H171ZM176 108V107H175ZM174 108V109H175ZM192 108V107H191ZM216 108V107H215ZM214 108V109H215ZM225 108V107H224ZM223 108V109H224ZM242 110H241V109ZM1 109H3V108H1L0 107V110ZM9 109H11V108H9ZM9 109H6L7 111L9 110ZM21 109H23V106L21 107ZM57 109V110H56ZM77 109V110H76ZM101 109H103V108H101ZM210 109V108H209ZM219 109V108H218ZM227 109V108H226ZM239 109L241 110V111H244V113H246V112H248V111H246L245 112V109L243 110V107H239ZM238 109V110H239ZM248 108H246V110H247ZM255 109V108H254ZM263 109H264V107H263ZM262 109V110H263ZM3 110H5V109H3ZM13 110V109H12ZM30 110H32V109H30ZM84 110V111H83ZM90 111L89 113L90 114H87L88 116H86L85 117V115L83 116V115H80V114H77V115H71V117H69L68 118V120L66 121L65 120V122H70V124L71 123H73L74 125H72V126H76L75 124L77 123V120H79L80 118H87V119H92V120H97V121H99V123H100V120H101V118H103V117H105V116H103V115H101V116H103V117H100V115H98V113L97 112H99V110L100 109H98L97 110V108H96V110L97 111H95V110H93V111H95L94 113H92L93 111ZM137 112H136V111ZM155 110V109H154ZM153 110V112L151 113V114H149V113H141V114H143L144 116H142V117H145L146 118V125L144 124V126H143V128L144 129H146V131L147 132H149L150 133V135L151 134H153V135H156V134H154V133H161V131H169L168 133H165L164 135H162L161 136V139H155V142H158V143H160L161 145L159 146V147H156V146H151L152 148H148V146H147V149H149V150H151L152 152H151V154H149V155H145L144 153V155L143 154H140V155H138V154H134V153H131V154H129V155H121V157H119L120 158V160H124V161H129V162H131L132 164H134L133 162H136V163H143L144 164V168L146 169V170H152V171H154V161H152L151 159H150V157L151 156H153V157H155L156 158V160L155 161H157L158 162V160H160L161 162H163L165 165H161V167H160V170L158 171V172H156V174L154 173V175L153 176H155L157 179H159L160 181L158 182V181H156V182H158V183H160L161 181L162 182H170V180H168V178H173V179H175V183L176 182H180V183H185V187H183V185H182V188L181 187H178V190L181 188V189H183V191H184V189L187 191H185V195L187 194L188 196H191L192 197V199H193V201L195 202V204L196 205H204V207H205V205L207 204V201H208V199H207V195H206V193H210L211 192V190L213 189V188H216L217 190H218V192L219 193H216V196H217V194L218 195H221L224 199H231V198H234V197H238V198H240V201H238L240 204H247V203H250V204H254L253 206H254V208H255V210L254 211H251V212H248V213H246L245 212V216L242 218V219H240L241 220V222L245 225L244 227H245V229H243V230H246V229H250L249 227L250 226H252V225H258V227H259V225H261V228H262V231H263V233H264V177H263V174H261L260 173V171H261V169L259 168V166L261 167V166H263L262 164H255L256 166H258V167H252L251 166V168L249 167V173H237L236 175H233V174H231V173H233V172H230L229 173V167H233V168H237V166H242V165H240V162H238L237 160H239V159H247L248 160V157L250 156V158H251V156L253 157V155L256 153V149H257V147H256V145H255V147H254V145L253 146H251V147H248V148H244V147H242L243 145H240V143H242V140L244 139V136H245V134H243V132H242V125H240V126H242L239 130H241V132L242 133H240L239 131H237V130H233V129H231V130H228L227 128H224L226 125H228V127L230 126L231 128H233L229 123H227L226 125L224 124L225 122H223V124H224V126L223 125H220L219 127H215L216 129H213V130H210L209 131V129L207 130V131H205L204 129L206 128L205 127V125L207 124V126L209 125H212L213 124V121L215 122V121H217L218 122V120H213V121H211L212 120V118H211V116L209 117V115L207 114L206 115V117H208V118H211V120L209 121H207V120H204L203 118V122H202V125H204L203 127H204V129H202V126H200V122L198 121L199 119H197L196 121H198V122H196V123H194V122H192V120H193V118L195 117V112L197 111V109H195L194 111L195 112H192V113H189V114H187L186 112H184L185 110H187V109H183L182 108V110H184L183 112V115H184V118H185V120L186 121H184V123L182 122V123H178V122H175V120L173 121V119L171 120V119H169L168 117H166V116H163V115H160V114H158L157 113V111H154ZM182 110H181V112H182ZM228 110V109H227ZM9 111H11V110H9ZM34 111V112H35ZM73 110H71V112H72ZM87 111V112H86ZM110 111V110H109ZM175 111L176 112H180V109H179V107H177V109H175ZM209 111H211V109L209 110ZM208 110H207V112H209ZM213 111V110H212ZM221 111V110H220ZM219 110H218V113L220 112ZM224 111V113L225 112H227V113H230V112H228V111H226L225 109L223 110ZM223 111L221 112V113H223ZM241 111L240 112H238L239 113V115L240 114H242L241 113ZM60 112V111H59ZM101 112V111H100ZM199 112H200V110H199ZM202 112L200 113L201 115H202ZM251 112V114L253 113V115L251 116L250 115V118H252L253 116V118H257L256 117V115L254 114V111H250ZM255 112V113H256ZM261 112V111H260ZM3 113V111L1 112V114ZM5 113V112H4ZM55 113H57L56 115H55ZM84 113V114H85ZM104 113L105 114H109V116H110V114L112 115V116H116L115 114H114V112H111V113H107V111L105 112L104 111ZM197 113H198V111H197ZM204 113L206 114V111H204ZM203 113V114H204ZM223 113V114H224ZM234 113V112H233ZM72 114V113H71ZM100 114H102V113H100ZM216 114V113H215ZM212 115V117L213 116H215L214 117V119L216 118H218V117H216L217 115ZM232 114V113H231ZM262 114V113H261ZM140 115V114H139ZM138 115V116H139ZM200 115V116H201ZM238 115V116H239ZM2 116V115H1ZM0 116V117H1ZM82 116V117H81ZM108 116V117H109ZM137 116V115H136ZM198 116H199V113H198ZM205 116V115H204ZM222 114H220V116H219V120H223V118H222ZM229 115L228 114H226V117H228ZM245 115H240V118H243V120H246V116L244 117ZM248 116V115H247ZM261 117H262V115H260ZM259 116V117H260ZM4 117V116H3ZM160 117V118H159ZM164 118V120L168 123H170V125H172V127H173V125H177L178 126V128H177V126L175 127L176 129H178L179 130V134L178 133H176V131H174V130H176V129H174V130H172V129H170L169 127L168 128H165V129H158V127H153V125H152V123H154L155 122V120L158 118V119H161V118ZM221 117V118H220ZM225 117V116H224ZM230 117V116H229ZM249 117V116H248ZM122 118H125L124 119V121L126 120L127 121V119H130V121L128 122H123V120H122ZM162 118V119H163ZM232 118H233V115H232ZM231 117H230V119H231V121L234 119H232ZM236 118V117H235ZM238 118V117H237ZM236 118V120H233L234 122L235 121H238V119ZM245 118V119H244ZM249 118V119H250ZM138 120H139V118H137ZM227 119H229V118H227ZM262 119V118H261ZM60 120H62V119H60ZM64 120V119H63ZM144 120V119H143ZM164 120H161L162 121V123H160V124H163V122H164ZM190 122L189 124H188V121ZM221 120V121H222ZM240 120V119H239ZM251 120V119H250ZM263 120H264V117H263ZM263 120H261V121H263ZM40 121V120H39ZM41 121V122H42ZM157 121V120H156ZM220 121V122H221ZM224 121H226V122H231L230 120H226V119H224ZM253 121V120H252ZM257 120H255V122H256ZM142 122V121H141ZM185 122L188 124H186L185 125ZM242 122V121H241ZM240 122V123H241ZM245 122V121H244ZM19 123V122H18ZM62 123H63V121H62ZM143 123H145V121L143 122ZM168 123V124H169ZM204 123V124H203ZM247 123H249V122H246V125H248ZM254 123V122H253ZM262 123V122H261ZM26 124H28V123H26ZM40 124H42L43 125V123H40ZM98 124V123H97ZM147 124H150V125H152V128H151V126L149 125V127H148V125ZM159 124V126H161V128H162V126H164V125H160ZM167 124V125H168ZM232 124H233V122H232ZM260 124V123H259ZM264 124V123H263ZM262 124V125H263ZM15 125H16V123H15ZM31 125V124H30ZM41 125V126H42ZM156 125H157V123H156ZM234 125H238V122L236 123V124H234ZM233 125V126H234ZM245 125V126H246ZM250 125V124H249ZM256 125H257V123L256 124H254V128L256 127ZM17 126H18V124H17ZM41 126H39V127H41ZM97 125H95V126H86L85 128H82V130H83V132L81 133L82 135L84 134V133H87L88 135H87V138L88 137H90V131L89 130H93V129H95V128H97L98 129V127H96ZM98 126H99V124H98ZM116 126V125H115ZM264 126V125H263ZM32 127H34V126H32ZM35 127H37V126H35ZM71 127V126H70ZM171 127V126H170ZM227 127V126H226ZM229 127V128H230ZM235 127V126H234ZM261 127V126H260ZM27 128V127H26ZM42 128V127H41ZM40 128V129H41ZM60 128V127H59ZM62 128V127H61ZM60 128V129H61ZM164 128V127H163ZM238 127H236V129H237ZM253 128V129H254ZM257 128H259V127H257ZM39 129V128H38ZM38 129H36V130H34V131H36V132H38L39 130ZM74 129H75V127H74ZM73 128L71 129V130H74ZM79 129V128H78ZM102 128L100 127V130H101ZM116 129V128H115ZM112 130V131H101L102 133L101 134H103V135H101V139L100 140H98L97 142H96V146H98V147H101V145L103 146V144H106V147H107V145L109 146V145H111V143L116 139V137H118L119 135L118 134H116V133H118V131H116V130ZM117 129H118V127H117ZM243 129H244V127H243ZM245 129H247L246 127H245ZM261 128H259L258 130H260ZM264 129V128H263ZM263 129H261V130H263ZM26 130H28V128L26 129ZM25 130V131H26ZM44 130V129H43ZM52 130V131H53ZM120 130H122V129H120ZM119 130V133L121 132ZM157 130V131H156ZM177 130V131H178ZM255 131H256V128L254 129ZM253 130V131H254ZM41 131V130H40ZM49 131H51V129L49 130ZM59 131V130H58ZM84 131H86V132H84ZM87 131H89L90 133H88ZM94 131V130H93ZM115 131H116V133H115ZM174 131V132H173ZM211 131H212V133H211ZM230 131H232L233 132V134L232 135H234L233 136V140H234V142H229V141H227L226 140V138L225 139H221V140H219L217 143H215L214 145H212V144H210V141H211V138L212 137H214V136H216V135H218V136H222V137H224V136H226L227 135V133L228 132H230ZM247 131V130H246ZM264 131V130H263ZM262 131V132H263ZM43 132V131H42ZM69 132V131H68ZM75 133H76V129H75V131H74ZM73 132V133H74ZM181 132V133H180ZM211 133V134H209V133ZM252 132V131H251ZM250 132V133H251ZM262 132H260V133H262ZM25 133V132H24ZM41 132H38V134H40ZM244 133H246V132H244ZM255 133V132H254ZM253 133V134H254ZM35 134V133H34ZM42 134V133H41ZM51 134V136L53 135L52 134V132L50 133ZM79 134H80V130H79ZM78 134V135H79ZM95 134V133H94ZM214 134V135H213ZM37 135V134H36ZM77 135V136H78ZM85 135V134H84ZM100 135V134H99ZM24 136L25 137H27L26 135H23V136H21V137H23L24 138ZM54 136V135H53ZM62 136H64V135H62ZM80 136V135H79ZM86 136V135H85ZM95 136H96V134H95ZM254 137V139H256V140H259V141H261V143L263 144L264 143V141H262V140H264V134H259V131H258V133H257V131H256V134H254L253 135ZM40 137V136H39ZM42 137V136H41ZM55 137V136H54ZM66 137V136H65ZM37 138H38V136H37ZM44 138H47V137H44ZM56 138V137H55ZM55 138H51L52 140H55ZM95 138H99V137H95ZM94 138V139H95ZM243 138V139H242ZM26 139V138H25ZM41 139V138H40ZM76 139V138H75ZM80 140H79V142H86L88 139H86L85 140V137H84V139H82V138H79ZM82 139V140H81ZM242 139V140H241ZM45 140V139H44ZM58 140V139H57ZM196 140H199V143H196L197 144V146L195 147V151L194 152H192V153H189V152H186V151H178V150H176L175 149V146L176 145H178V144H181V145H184V146H187V145H190V144H193ZM63 141V140H62ZM65 141V140H64ZM72 141V140H71ZM91 141L92 140H90V142H88V143H90L91 144ZM53 142V141H52ZM66 142V141H65ZM78 142V143H79ZM258 142V141H257ZM64 143V142H63ZM87 143V142H86ZM261 143H259V144H261ZM52 144V143H51ZM243 144H244V141H243ZM257 144V143H256ZM69 145H70V143H69ZM76 145V144H75ZM58 146V145H57ZM62 146H64V145H62ZM61 146V147H62ZM129 146H132V144L131 145H129ZM135 146V147H134ZM260 146V145H259ZM71 147V146H70ZM77 147V146H76ZM80 147H82V145L80 146ZM80 147L78 146V148L80 149ZM89 147V146H88ZM87 147V148H88ZM91 147V146H90ZM90 147L88 148V150L90 149ZM93 147H94V144H93ZM110 147V146H109ZM133 148H136V145H135V143L133 144V146H132ZM131 147V148H132ZM242 147V148H241ZM56 148V147H55ZM74 148V147H73ZM72 148V149H73ZM84 148H86L85 146H84ZM124 148H126V147H124ZM123 148V149H124ZM128 148V147H127ZM137 148H138V145H137ZM146 148V147H145ZM261 149L262 147L260 146V147H258V149ZM64 149V148H63ZM68 149V148H67ZM72 149H71V152H72ZM75 149V148H74ZM74 149H73V152L72 153H75V154H77V151H76V149H75V151H74ZM83 149V148H82ZM109 150H110V148H108ZM107 149V150H108ZM122 149V150H123ZM199 149H200V151H206V153L207 152H209L208 154H205V155H203V153L202 152H200L199 151ZM259 149V150H260ZM84 150V149H83ZM88 150H87V152H88ZM108 150V151H109ZM70 151V150H69ZM111 151H112V149H111ZM110 151V152H111ZM118 151V150H117ZM116 151V152H117ZM121 151V150H120ZM120 151H118V152H120ZM197 151L198 152H200V154H198L197 153ZM82 152V151H81ZM84 152V151H83ZM86 152V151H85ZM86 152V155L88 154ZM93 152V151H92ZM110 152H109V154H110ZM113 152V151H112ZM141 152V151H140ZM257 152H259L258 154H260V151H257ZM78 154H80V153H78ZM85 154V153H84ZM82 155V156H80V157H83V156H85V158H86V155ZM105 156H108L109 157V159H111V160H116L117 159V157H115V156H117L118 154H116L115 156H113V157H110V155H108V152L106 153L105 152ZM113 154V153H112ZM115 154V153H114ZM122 154V153H121ZM123 154H125V153H123ZM165 154V155H164ZM208 155V156H207ZM257 155V154H256ZM255 155V156H256ZM77 156V155H76ZM89 155H87V157H88ZM98 156V155H97ZM210 156H212V158H210ZM224 156H230V157H232L233 159H231V160H229V162H224ZM257 156H259V155H257ZM263 157H264V154L262 155ZM78 157V156H77ZM91 157H94V156H91ZM260 157V156H259ZM255 157H253V158H251V159H254ZM260 158H262V157H260ZM260 158H258L259 159V161H260ZM82 159V158H81ZM96 159V158H95ZM103 159V158H102ZM255 159H257V158H255ZM255 159H254V161H255ZM83 160H85V159H83ZM88 160V159H87ZM89 161H90V159H89ZM92 161H94V160H92ZM92 161L90 162V163H92ZM106 161V160H105ZM208 161V162H207ZM212 161H213V163H215V165H216V163H219L218 164V166H217V168H219V169H217L216 167L214 168L213 167V165H212ZM249 161V160H248ZM258 161V160H257ZM99 162V161H98ZM117 162V161H116ZM121 162V161H120ZM157 162H155V163H157ZM176 163V162H178V163H180L179 164V166H184V168H186L184 171H183V174H181V175H176V174H174L173 172H172V167L173 166H175V164L174 163ZM263 162V161H262ZM93 163H95L96 164V162H93ZM118 163V162H117ZM206 163H209V164H206ZM211 163V164H210ZM239 163V164H238ZM249 163H250V161H249ZM257 163V162H256ZM104 164H105V162H104ZM106 164H107V162H106ZM254 164V163H253ZM124 165H125V163H124ZM127 165V164H126ZM254 165V166H255ZM121 166V165H120ZM220 166V167H219ZM123 167V166H122ZM127 167H128V165H127ZM136 167V166H135ZM203 167H207L208 169V171L207 172H203L202 171V168ZM23 170V169H22ZM232 169H230V171H231ZM262 170H264V168L262 169ZM246 171V170H245ZM14 171H11V173H13ZM155 172V171H154ZM30 173V172H29ZM33 174V173H32ZM204 176V175H206V177L208 178V181H210V182H213L214 183V180H215V178L217 177V176H224V177H226V178H228L229 180L228 181H226V183H223V184H218V185H211V186H209L208 184H206V185H204L203 187H197V186H195L194 185V181H196V179L198 178V176ZM135 176V175H134ZM148 177L150 176V175H147ZM146 176V177H147ZM152 176V175H151ZM13 177V174H12V176H11V178ZM133 177V176H132ZM132 177H130V178H132ZM143 177V176H142ZM144 177H145V175H144ZM147 177V178H148ZM3 178V181L5 180V178L4 177H2ZM11 178H9V181H10V179ZM146 178V179H147ZM150 178V177H149ZM1 179V178H0ZM34 179V178H33ZM32 178L30 179L31 181L33 180ZM7 181H8V179H6ZM15 180H17V179H15ZM149 180V179H148ZM256 180H260L261 182H262V186L261 187H259V189H257V190H255L256 191V195H254L253 197H248V196H242V197H240V188H242V187H244V186H246V185H252ZM250 181V182H249ZM33 182V181H32ZM8 183V182H7ZM36 183V182H35ZM102 183V182H101ZM155 183V182H154ZM42 184V183H41ZM144 184H146L145 182H144ZM168 184V183H167ZM27 185V184H26ZM171 185V184H170ZM169 184L168 185H166L165 187H164V189H161V187L160 188H157V189H160V190H163V191H166L165 189L166 188H168V190L170 191V193H172V188L171 187H168V186H170ZM58 185H55V187H57ZM19 187V186H18ZM153 187H155V189H156V186H154L153 185ZM7 188V187H6ZM20 188V187H19ZM26 188V187H25ZM25 188H21V189H25ZM58 188V187H57ZM61 188V187H60ZM59 188V189H60ZM31 189V188H30ZM50 189V188H49ZM58 189V190H59ZM62 190V189H61ZM67 190V189H66ZM175 190V189H174ZM177 189H176V193L178 192V193H181L180 191H178ZM57 191V190H56ZM68 191V190H67ZM168 191V192H169ZM182 191V190H181ZM65 192V191H64ZM160 192V191H159ZM217 192V191H216ZM16 193V192H15ZM45 193H47V192H45ZM51 193V192H50ZM61 193V192H60ZM72 193V192H71ZM162 192H160V194H161ZM169 193V194H170ZM177 193V195L180 197V195ZM183 193V192H182ZM181 193V194H182ZM212 193V192H211ZM65 194H66V192H65ZM73 194V193H72ZM71 194V195H72ZM5 195V194H4ZM18 195V194H17ZM62 194H60V196H61ZM74 195H77L76 193L74 194ZM163 195H164V192H163ZM166 195H168V193L166 194ZM175 194H174V192H173V194H171V196H174ZM177 195H176V197H177ZM55 196V195H54ZM59 194H58V199H59ZM69 196V195H68ZM170 195H168V197L170 198L171 197ZM187 196V197H188ZM40 198L41 197H43V196H39ZM175 197V196H174ZM173 197V198H174ZM179 197H177V199H179ZM8 198V197H7ZM54 198H56V197H54ZM82 198V197H81ZM172 198V197H171ZM170 198V199H171ZM44 199V198H43ZM47 199V198H46ZM46 199L44 200V202H43V200H42V198H41V200H42V202H40V203H45L46 202ZM86 199V198H85ZM166 199V198H165ZM38 200H39V198H38ZM40 200V201H41ZM48 200V199H47ZM56 200V199H55ZM61 200V199H60ZM60 200H58L59 202H61ZM72 200V199H71ZM182 200V199H181ZM188 200V199H187ZM23 201V200H22ZM57 201V202H58ZM69 201V200H68ZM87 202H88V199L86 200ZM166 201L168 202V205H169V199H166ZM179 201V200H178ZM183 201V202H182ZM181 201V208L183 207L182 205H184V204H186V202L184 201V200H182ZM192 201V202H193ZM55 202V201H54ZM54 202L52 203V205H58V203L57 202H55V203H57V204H54ZM72 202H74L73 200L69 203L70 205H71V203ZM171 202H172V200H171ZM171 202H170V204H171ZM194 202H193V204H194ZM2 203V202H1ZM50 203V202H49ZM62 203V202H61ZM64 203V202H63ZM94 202H92V204H93ZM97 203V202H96ZM184 203V204H183ZM20 204V203H19ZM51 204V203H50ZM50 204H46L45 203V206L47 205V207L50 209V207H52V206H50ZM68 204V205H69ZM72 204H74V203H72ZM76 204V203H75ZM90 204V203H89ZM91 204V205H92ZM138 204V203H137ZM194 204V205H195ZM49 205V206H48ZM59 205H60V203H59ZM69 205V206H70ZM175 205V204H174ZM187 206H188V203L186 204ZM17 206V205H16ZM15 206V207H16ZM177 206H179V205H177ZM93 207V206H92ZM22 208V207H21ZM70 208V207H69ZM183 208H186V206H184ZM203 208V207H202ZM49 209H47V210H49ZM187 209H189V208H187ZM186 209V210H187ZM193 210L195 209V208H192ZM198 209H199V207H198ZM215 209V208H214ZM217 209V210H216ZM216 209L214 210V212H215V214L217 213V211H228V210H224L223 208H217L216 207ZM30 210H31V208H30ZM50 210H53V208L52 209H50ZM193 210H191V211H193ZM28 212H29V210H27ZM33 211V210H32ZM181 211V210H180ZM179 211V212H180ZM33 212H35V211H33ZM53 212V211H52ZM213 212V213H214ZM36 213H37V211H36ZM66 213V212H65ZM160 213V212H159ZM213 213H209V215L211 214V215H213ZM243 213V212H242ZM15 214V213H14ZM39 214V213H38ZM59 214H60V212H59ZM62 214V213H61ZM67 214V213H66ZM61 215V216H67V215ZM69 214V213H68ZM183 214H185V213H183ZM215 214L213 215V216H215ZM239 214H240V212H239ZM19 215H20V212H19ZM37 214H35L34 216H36ZM49 215V214H48ZM53 215V214H52ZM51 215V216H52ZM221 215V214H220ZM9 216V215H8ZM15 216H18L17 214L15 215ZM21 216V215H20ZM68 216H70V215H68ZM97 216H98V214H97ZM232 216V215H231ZM30 217H31V214H30ZM37 217V216H36ZM212 216H209V219L211 218ZM216 217V216H215ZM9 218H10V216H9ZM8 218V219H9ZM15 218V217H14ZM21 218V217H20ZM28 218V217H27ZM52 219H54L53 217H51ZM65 218H67V217H65ZM64 218V219H65ZM72 218V217H71ZM71 218H69V219H65V220H68V221H73V220H71ZM80 218V217H79ZM79 218H78V220H79ZM89 218V217H88ZM214 217H212L211 219H212V221H214V219H213ZM225 218V217H224ZM238 218V217H237ZM11 219V218H10ZM16 219H17V217H16ZM73 219V218H72ZM82 219V218H81ZM165 219V218H164ZM229 218H227L226 219V222H227V220H228ZM1 220V219H0ZM26 220H28V219H26ZM239 220V221H240ZM1 221H3V219L1 220ZM11 221V220H10ZM18 221V220H17ZM44 221V220H43ZM52 221V220H51ZM125 221V220H124ZM215 221H216V219H215ZM218 221V222H217ZM216 221V223H218V225L220 226L221 225V223H222V221H223V219L222 220H220V222H219V220H217ZM231 220L229 219V221L228 222H230ZM12 222V221H11ZM36 222V221H35ZM79 222V221H78ZM92 222V221H91ZM225 222V221H224ZM18 223V225H20L19 223H20V221L19 222H16V223H14V224H17ZM33 223V222H32ZM37 223V222H36ZM41 223H43V222H40V224ZM68 223V224H67ZM74 223V222H73ZM80 223H81V221H80ZM103 223H104V221H103ZM127 223V222H126ZM216 223H213V224H215L216 225ZM220 223V224H219ZM237 223V222H236ZM9 224V223H8ZM21 224H22V221H21ZM39 224V225H40ZM77 224V223H76ZM81 224H83V222L81 223ZM81 224H80V227H81ZM97 224H99V223H97ZM109 224V223H108ZM223 224V223H222ZM227 224L228 223H226V225L225 226H227ZM66 225L68 226V228H71V226H69V222H66ZM65 225V226H66ZM71 225H72V222H71ZM84 225V224H83ZM100 226H101V224H99ZM110 225V224H109ZM120 225V224H119ZM228 225H230V224H228ZM249 227H248V226ZM32 226V225H31ZM38 226V225H37ZM45 226V225H44ZM76 227H77V225H75ZM126 226V225H125ZM127 226H129L128 224H127ZM177 225H175V227H176ZM217 226V225H216ZM221 226H223V225H221ZM243 226V225H242ZM14 227H16V226H14ZM13 227V228H14ZM30 227V226H29ZM35 227V226H34ZM34 227H32L33 229H34V231L35 230H37V229H35ZM85 227V229H86V226L84 225V226H82V230H83V228ZM98 227V226H97ZM116 227H117V224H116ZM174 227V228H175ZM179 227V226H178ZM175 228L174 229V231L176 230V229H180V228ZM228 227V226H227ZM244 227H242V228H244ZM246 227H248V228H246ZM17 228V227H16ZM27 228V227H26ZM41 228H43L42 227V225H41ZM67 228V229H68ZM74 228V227H73ZM101 228V227H100ZM111 228L113 229L114 227H112V225H111ZM201 228V227H200ZM237 228V227H236ZM75 229V228H74ZM74 229H73V231H74ZM105 229V228H104ZM119 229V228H118ZM130 228H128V230H129ZM134 229V231H135V228H133ZM211 229V228H210ZM213 229V228H212ZM228 230L226 227L224 228V233L226 232V230ZM258 229V228H257ZM30 230H32L31 228H30ZM41 230V229H40ZM78 230V229H77ZM87 230V229H86ZM120 230V229H119ZM222 230V229H221ZM237 230V229H236ZM235 229L233 230V231H236ZM239 230V229H238ZM238 230L236 231V233H238ZM17 231V230H16ZM34 231H32L33 233H36V232H34ZM79 231H80V228H79ZM139 231V230H138ZM178 231V230H177ZM176 231V233H178ZM232 231V230H231ZM242 231V230H241ZM240 231V232H241ZM82 232V231H81ZM136 232V231H135ZM141 232V231H140ZM160 232V231H159ZM180 232V231H179ZM188 232V231H187ZM239 232V233H240ZM243 232V231H242ZM241 232V233H242ZM76 233V232H75ZM163 233V232H162ZM175 233V232H174ZM189 233V232H188ZM187 233V234H188ZM210 233V232H209ZM228 235L230 234V230L228 231V232H226ZM225 233V234H226ZM233 233V232H232ZM231 233V234H232ZM238 233V235L239 236H242V235H240ZM42 235L41 236H43V234H44V236H45V234H46V232H44V233H41ZM59 234V233H58ZM67 234H69L68 232H67ZM77 234H80V233H77ZM103 234V233H102ZM104 234H106L105 233V231H104ZM124 234H127V233H124ZM141 233H139L138 235H140ZM179 234V233H178ZM224 234V235H225ZM245 234H246V232H245ZM257 234H258V231H257V233L255 232V235L257 236ZM35 235V234H34ZM36 235H38V237H39V234H38V231H37V233H36ZM81 235H82V233H81ZM84 235V234H83ZM135 235H136V233H135ZM202 235V234H201ZM206 235V234H205ZM225 236V237H229V236ZM234 235H236L235 233H234ZM261 235H264V234H261ZM40 236V238L42 239V238H44V236L43 237H41ZM48 236V235H47ZM47 236L45 237L46 238V240H48V238H47ZM55 236H57V235H55ZM61 236V235H60ZM85 236V235H84ZM158 236V235H157ZM164 236V235H163ZM165 236H166V234H165ZM172 236V235H171ZM207 236V235H206ZM232 236V235H231ZM255 236V237H256ZM260 235L258 234V237H259ZM13 237V236H12ZM11 237V238H12ZM65 237V236H64ZM71 236H70V234H69V238H70ZM74 237V236H73ZM92 237V236H91ZM103 237H106V235H104ZM109 237V236H108ZM116 237V236H115ZM130 237V236H129ZM140 237H142L141 239L143 240L144 238H143V236L141 235ZM169 237V236H168ZM179 237V236H178ZM254 239H255V237L254 236H252ZM10 238V239H11ZM39 238V239H40ZM44 238V239H45ZM82 238H83V236H82ZM82 238H80L79 240H81ZM86 238V237H85ZM111 238V237H110ZM114 238V237H113ZM139 238V237H138ZM163 238H165V237H163ZM201 238L202 239H204V234L201 236ZM207 238H209V234H208V237ZM227 238H226V240H227ZM231 238H233V236L231 237ZM245 238V237H244ZM248 238L251 240L252 238H251V235L249 236L248 235ZM247 238V235H246V239H248ZM9 239V238H8ZM21 240H23V237L22 238H20ZM37 239V238H36ZM40 239V240H41ZM88 239V238H87ZM93 239V238H92ZM115 239V238H114ZM114 239H113V241H114ZM169 239H171L172 240V238H170L169 237ZM168 238H167V240H169ZM211 239V238H210ZM220 239V238H219ZM245 239V240H246ZM248 239V240H249ZM259 239V238H258ZM21 240H20V242H21ZM46 240H44V242L46 241ZM49 240H51V241H53L54 240V238L53 237H49ZM57 240V239H56ZM65 240H66V238H65ZM71 240V239H70ZM78 239L76 238V240L75 241H77ZM83 240H84V238H83ZM90 240H91V238H90ZM95 240V239H94ZM112 240V239H111ZM116 240V239H115ZM135 240H136V238H135ZM146 240V239H145ZM166 240V241H167ZM222 240V239H221ZM220 240V241H221ZM244 240V241H245ZM247 240V241H248ZM250 240H249V243H250ZM43 241V240H42ZM72 241H74V240H72ZM109 241V240H108ZM112 241V242H113ZM144 241V240H143ZM152 241H155V243L154 244H156V246H158V244L156 243V240H152ZM210 241V240H209ZM213 241V240H212ZM231 241V240H230ZM257 241V240H256ZM255 241V242H256ZM259 241H260V239H259ZM29 243V241H28V239H26L25 240V242L23 241V243L25 244L24 246L25 247H27L26 246V244H28ZM54 242V241H53ZM70 242V241H69ZM79 242V241H78ZM85 242H88V243H90L89 242V240L87 241H84V243ZM111 242V243H112ZM120 242V240L119 241H117L116 243H119ZM167 242H169V241H167ZM197 242V241H196ZM200 242H204V240L202 241V240H200ZM200 242H199V244H200ZM214 242V241H213ZM212 242V243H213ZM261 242V241H260ZM8 243H9V241H8ZM41 243V242H40ZM52 243V242H51ZM50 243V244H51ZM82 243V242H81ZM87 243V244H88ZM94 243V242H93ZM92 243V244H93ZM105 243V242H104ZM109 243H110V241H109ZM166 243V242H165ZM191 243H193V244H195L194 243V241L193 242H191ZM211 243V244H212ZM231 243V242H230ZM232 243H234L233 242V240H232ZM231 243V244H232ZM240 239L238 238V247L236 246L235 248H238V251L240 250V251H242L243 252V247L240 245ZM245 243H247L246 241H245ZM248 243V244H249ZM254 243V242H253ZM7 244V243H6ZM11 244H12V242H11ZM10 244V245H11ZM21 245L22 244V242L21 243H19L18 242V244H17V242H16V245ZM49 243L47 244V245H50ZM72 244H75V243H72ZM83 244V243H82ZM106 244V243H105ZM114 243H112L111 245H113ZM160 244V243H159ZM216 244H219V243H215V245ZM236 244V243H235ZM257 244V243H256ZM260 244V243H259ZM81 245V244H80ZM108 245V244H107ZM134 245V244H133ZM132 245V246H133ZM170 245V244H169ZM239 245H240V249H239ZM251 245V244H250ZM11 246H13V245H11ZM21 246H23V244L21 245ZM21 246H18L17 248H18V250H20L19 248H21ZM59 246V245H58ZM64 246V244H62V247ZM71 247H72V245H70ZM86 246V245H85ZM84 246V247H85ZM89 246H92V245H89ZM121 246V245H120ZM132 246H131V248H132ZM156 246H154V247H156ZM171 246V245H170ZM191 246V245H190ZM216 246H220V245H216ZM222 246H224V245H222ZM15 247V245L12 247V248H14ZM43 247H45V245L43 246ZM68 247V246H67ZM74 247V246H73ZM81 247V246H80ZM82 247H83V245H82ZM87 247V246H86ZM210 247V246H209ZM23 248V247H22ZM47 248L49 249V247L47 246ZM69 248V247H68ZM105 248H107V247H105ZM135 248V247H134ZM189 248V247H188ZM219 248H223L224 249V247H219ZM73 249H75V247L73 248ZM84 249V248H83ZM87 249V248H86ZM95 249H97V248H94V250ZM108 249H109V251H111L112 252V250H110V248H107V249H104L105 250V252L106 253H108L107 251H108ZM113 249H114V246H113ZM147 249V248H146ZM145 249V250H146ZM192 249V248H191ZM204 249V248H203ZM202 249V250H203ZM249 249V248H248ZM251 249V248H250ZM250 249L248 250V253L250 252ZM0 250H1V248H0ZM54 250V249H53ZM56 251H58L57 249H55ZM65 250V252H68L69 253V251H67L65 248L64 249H62L61 251H64ZM77 252H78V250L77 249H75ZM117 250H118V248H117ZM123 250V249H122ZM128 250V249H127ZM135 250V249H134ZM182 250V249H181ZM181 250H179V252L181 251ZM192 250H194V249H192ZM215 250H217V247H216V249ZM237 249H235L234 250V252L236 251ZM252 250V249H251ZM21 251V250H20ZM19 251V252H20ZM71 251V250H70ZM75 251V252H76ZM101 251V250H100ZM133 251V250H132ZM136 251H137V249H136ZM159 251V248H157V252ZM213 251V250H212ZM85 252H88V251H85ZM97 252H99V251H97ZM125 252V251H124ZM123 252V253H124ZM223 252H225V250L223 251L222 249H221V254L223 253ZM241 252V253H242ZM253 252V251H252ZM44 252L43 251H40L39 252V254L41 255V254H43ZM67 253V254H68ZM79 254L81 253V251H79L78 252ZM82 253H83V251H82ZM101 254L100 255H103V256H105V253H103V252H100ZM110 253V252H109ZM113 253V252H112ZM126 253H127V251H126ZM125 253V255H128L129 256V258H130V254H126ZM130 253V252H129ZM182 253V252H181ZM180 253V255H182ZM204 253V252H203ZM218 253H220V251L218 252ZM226 253V252H225ZM227 253H228V251H227ZM237 252H235V254H236ZM240 253V252H239ZM241 253H240V255H241ZM245 253V252H244ZM255 253V252H254ZM0 254L4 257V254L2 253V251H0ZM15 254V253H14ZM83 254H85V253H83ZM158 254V253H157ZM160 254V253H159ZM194 254V253H193ZM206 255H207V253H205ZM234 254V253H233ZM256 254V253H255ZM56 255V254H55ZM55 255L53 256L54 258H53V260L54 261H56V260H59V259H62V257H63V254H62V256L60 255V252H57V255H56V257H55ZM66 255V254H65ZM81 255V254H80ZM147 256H148V254H146ZM203 255V254H202ZM239 255V254H238ZM238 255L236 256V255H233L234 256V258L235 257H238ZM239 255V258L238 259H240V256ZM243 255L244 254H242V258L243 259H246V258H244L243 257ZM254 256V254H250V256L249 255H247V261H248V258L249 257H251V256ZM28 256V255H27ZM84 256V255H83ZM102 256V257H103ZM204 256V255H203ZM202 256V257H203ZM224 256V255H223ZM253 256L251 257V258H253ZM257 256V255H256ZM60 257V258H59ZM72 257L74 258V256H73V253H72ZM97 257V256H96ZM99 257H101V256H99ZM106 258L108 257L107 256V254H106V256H105ZM158 257V256H157ZM246 257V256H245ZM264 257V256H263ZM63 258H67V260L69 259V257H67V255L66 256H64ZM71 258V257H70ZM79 258V257H78ZM104 258V257H103ZM106 258H105V261H106V263H108V262H110L109 260H108V262H107V260H106ZM171 258V257H170ZM169 258V259H170ZM204 258V257H203ZM205 258H206V256H205ZM255 258V257H254ZM253 258V259H254ZM257 258L259 259V256H257ZM25 259V261H28V262H38V263H44V262H42L41 261V259H40V257H36V256H31V257H29L28 256V258H24L23 257V260ZM72 259V258H71ZM85 259V258H84ZM100 260H101V262H102V258H99ZM120 259V258H119ZM168 259V260H169ZM256 259V258H255ZM86 260V259H85ZM87 260H89V263H90V259L88 258ZM113 260V261H112ZM153 261H154V259H152ZM156 260V259H155ZM167 260V261H168ZM173 260V259H172ZM171 259L169 260L171 263H173V261H172ZM221 260V259H220ZM222 260H224L225 262H226V260L225 259H222ZM242 259H240V261H241ZM245 260V261H246ZM251 260V259H250ZM257 260V259H256ZM256 260H254V263L253 264H257L255 261ZM18 261H20V258H18ZM65 261V260H64ZM74 261H76V262H78L77 260H76V257H75V260ZM99 260H97V262H98ZM114 259H111V262H112V264H114ZM122 261H123V258H122ZM125 261V260H124ZM152 261V262H153ZM157 261V260H156ZM169 261H168V263H169ZM201 261H203V260H201ZM212 261V260H211ZM223 261V264L225 263ZM230 261V260H229ZM229 261H227V264H229L228 262ZM242 261H244V260H242ZM20 262H22V261H20ZM68 262V261H67ZM70 262V261H69ZM88 262V261H87ZM87 262H86V264H87ZM91 262H95V261H91ZM104 262V261H103ZM144 262V261H143ZM209 262V261H208ZM26 263V262H25ZM82 263H85V261H83ZM98 263H100V261L98 262ZM125 263V262H124ZM157 263V262H156ZM20 264V263H19ZM28 264V263H27ZM74 264H78V263H74ZM81 264V263H80ZM94 264H96V263H94ZM101 264V263H100ZM104 264V263H103ZM110 264V263H109ZM125 264H127V263H125ZM129 264H131V262H129ZM146 264V263H145ZM149 264H151V263H149ZM165 264V263H164ZM166 264H167V262H166ZM204 264V263H203ZM231 264V263H230ZM259 264V263H258Z\"/></svg>",
  "mask_w": 264,
  "mask_h": 264
}]
</instances>
